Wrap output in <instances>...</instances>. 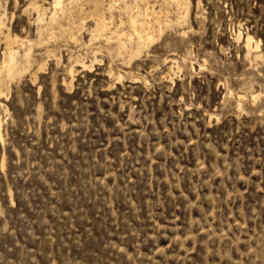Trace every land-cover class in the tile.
Instances as JSON below:
<instances>
[{
    "label": "rangeland",
    "instance_id": "obj_1",
    "mask_svg": "<svg viewBox=\"0 0 264 264\" xmlns=\"http://www.w3.org/2000/svg\"><path fill=\"white\" fill-rule=\"evenodd\" d=\"M29 1L0 0L12 34L46 43L0 93V264H264V0H190L179 23L172 3L130 63L89 40L92 16L76 40L38 34Z\"/></svg>",
    "mask_w": 264,
    "mask_h": 264
},
{
    "label": "bare ground",
    "instance_id": "obj_2",
    "mask_svg": "<svg viewBox=\"0 0 264 264\" xmlns=\"http://www.w3.org/2000/svg\"><path fill=\"white\" fill-rule=\"evenodd\" d=\"M51 2H52V6L49 7V9H52V10L50 11V14L48 13V5L45 6V4L41 3L40 0H30L29 3H27V6H25V8H24V11H29L30 9H32L36 12L37 17L35 20L38 23V27L36 26L38 29V32H39L38 34L42 35L45 32H46V34H47V32H50V34H57L58 32L54 29L56 27H58L60 29V32L61 31L62 32L69 31L70 37H72L73 39L76 40L77 35L73 31V26H72L73 25V18L79 17L80 24L82 25V24H84V19L86 17L92 16L93 18H95V20H94L95 26L91 31V37L89 40L92 42V40L98 39L99 37H103L102 39H104V40L106 38V41H108V44L110 43V45H111L110 47H112L113 50L118 53V55L121 54V56L122 55L129 56V58L127 59L129 63L135 57L139 56L142 51L149 48L152 45V43H154L156 40H158L162 36L164 31L167 28H169V26H171L175 22V20H176V22L179 23V22H181L180 18H186L188 15V12H189V8H190V0H165V4L164 3H163L164 5L161 4V6L158 9L155 5V4H157V6H158V3L151 4V3H149L148 0H110L107 3V7L105 4V0H103V1H101V0H53ZM172 3H174V5L176 4L177 7L179 8L178 9L176 7L177 11L180 9L184 10V14L180 15L179 19H176L177 16H175L176 18L174 19V22H173V18H170V14H169V13H171L170 7H171ZM86 4L90 5L89 9L87 8V10H86ZM117 4L119 6L118 9H119L120 13L126 14L125 16L128 17V19L126 18L128 21V23H126V24L129 25L130 30H124L125 28L123 27V25L121 26V24H123L125 21L122 18H119V21H121V22L116 21L117 23H120V25L117 24L118 25L117 26L115 24L117 27L116 28L114 27L115 29L112 28L113 25L111 26V24L115 23V22L113 23V20H114V16L116 14L114 15L113 13H111L113 17H110V18L107 17L106 8L108 10H110V12H113L114 8ZM116 10H117V8H116ZM176 10H174V12ZM177 11H176V13H177ZM1 12H0V41H4V43H5V46L3 48L4 49L3 50V58L0 62V93H3L2 85L6 81L13 80L14 78L17 77L18 74L24 73L31 68V66L33 65L34 60L36 58L34 53H33L34 47L36 44L41 45L40 43H42V41L40 40L41 38L39 40L38 39L33 40L31 38H28V37L23 38L17 34H12L10 27L8 26V24L6 22V12L5 13H3V12L1 13ZM171 15H172V13H171ZM30 19H32V18H30ZM76 19H78V18H76ZM64 22H67V26L64 24ZM78 25H79V23H78ZM178 25H180V24H178ZM120 27H122V29ZM75 30H77V29H75ZM80 32H82V31H80ZM42 37H44V36H42ZM78 37H80V36H78ZM241 37H242V32L239 31V33L237 34V38H241ZM80 40H82V39H80ZM78 41H79V39H78ZM244 41H245V47L247 49V55H251L252 53H254L256 58L259 56H263V52H262L263 48H262V39L261 38H256L254 35H252L251 33L248 32L244 36ZM80 42H82V41H79V43ZM83 42H84V39H83ZM91 42H88V44H90ZM44 44H46V43H44ZM94 44H96V42ZM105 45H106V43H105ZM45 47H47V46H45ZM102 47H105V46H102ZM98 49L93 50L92 53H94V57H93V59H91L90 63L87 60H85L84 58H76L75 60H73L74 62L72 63V65L69 68L70 69L69 72L72 74V79L70 80L69 85H71L72 81H73L74 66L78 65V66L85 68V69L93 67L94 62L98 60V57L96 55L99 52ZM101 49H100V51H101ZM89 52H91V50H89ZM109 52L110 51H108V53ZM115 52H114V54H116ZM109 56L111 58V55H109ZM112 56H113V54H112ZM115 56H117V55H115ZM116 60H119V59H116ZM185 60H186V58H185ZM182 61H184V59ZM125 62H127V61H125ZM125 62H123V63H125ZM171 62H173V63L170 64V69H173L175 66V63L178 61L172 60ZM40 64L41 65L39 66V68H42L44 62H42ZM110 72L114 73L112 69L110 70ZM33 76H34V78H36V72L33 73ZM122 76H123V74L120 73L118 78L120 79ZM258 96H259V93L253 94V97L255 99ZM240 98H242V95H240ZM0 138L1 139L3 138L1 112H0ZM3 165H4V162H3Z\"/></svg>",
    "mask_w": 264,
    "mask_h": 264
}]
</instances>
